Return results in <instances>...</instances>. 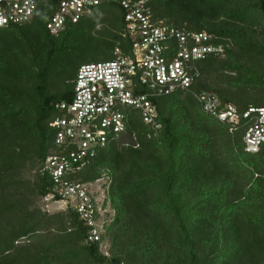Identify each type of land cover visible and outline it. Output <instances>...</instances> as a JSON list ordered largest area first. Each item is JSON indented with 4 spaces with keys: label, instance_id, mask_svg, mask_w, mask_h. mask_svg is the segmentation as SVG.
Here are the masks:
<instances>
[{
    "label": "trees",
    "instance_id": "obj_1",
    "mask_svg": "<svg viewBox=\"0 0 264 264\" xmlns=\"http://www.w3.org/2000/svg\"><path fill=\"white\" fill-rule=\"evenodd\" d=\"M57 2L40 0L32 21L0 27V264H264V145L247 152L243 125L231 130L191 92L153 99L159 128L130 110L127 133L78 173L81 182L110 181L107 251L88 240L74 209L44 208L50 183L39 170L54 148L58 103L72 99L82 64L134 43L118 3L52 35ZM152 11L226 43L225 56L201 62L196 91L240 109L264 106L231 89L264 91V0H153Z\"/></svg>",
    "mask_w": 264,
    "mask_h": 264
},
{
    "label": "built area",
    "instance_id": "obj_2",
    "mask_svg": "<svg viewBox=\"0 0 264 264\" xmlns=\"http://www.w3.org/2000/svg\"><path fill=\"white\" fill-rule=\"evenodd\" d=\"M39 1L0 0V27L32 21ZM152 2L58 0L55 12L46 22L48 31L58 35L67 24L79 23L91 14L96 6L118 3L125 11L126 33L134 38L129 53L116 48L112 59L79 67L72 99L57 105L54 148L39 170L50 183L43 197L46 207L56 203L61 209H74L90 227L88 240L100 242L105 251L103 233L113 213L107 202L110 181L104 175L95 181L81 182L78 173L112 138L127 133L130 110H137L144 122L159 128L153 99L191 92L205 113L231 130L243 125L247 152H258L264 145V106L240 109L222 102L214 92L194 89L202 77L201 62L210 56H225L226 43H217L212 33L190 29L186 23L168 25L157 21Z\"/></svg>",
    "mask_w": 264,
    "mask_h": 264
},
{
    "label": "rangeland",
    "instance_id": "obj_3",
    "mask_svg": "<svg viewBox=\"0 0 264 264\" xmlns=\"http://www.w3.org/2000/svg\"><path fill=\"white\" fill-rule=\"evenodd\" d=\"M258 30V29H257ZM261 32V31H260ZM260 36V39L264 40V32H262V34L260 33V35H258V37ZM98 60H101V59H96V60H93V61H98ZM264 63V62H263ZM213 76H207V77H204L203 81L204 83H207ZM232 91H234L236 94L238 95H243V96H246L248 97L250 100H262L264 99V91H262L261 89H258V88H231ZM182 98H185V97H182ZM34 171H29L28 172V175L30 173V177H32V175L34 174ZM43 203V200L42 202ZM44 208L47 209V211H49L50 213L52 212H56V211H59L58 209H61L56 203H52V205H50L49 207H46V204L44 205ZM123 241L131 238V235H127L126 233L123 234ZM110 240L109 238L107 237V242L106 244L104 245V248L106 249V251L110 248Z\"/></svg>",
    "mask_w": 264,
    "mask_h": 264
}]
</instances>
